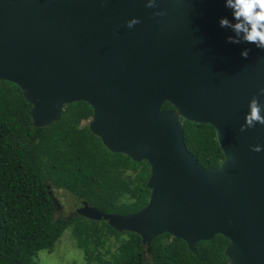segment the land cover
I'll return each instance as SVG.
<instances>
[{"label": "water", "instance_id": "95a60500", "mask_svg": "<svg viewBox=\"0 0 264 264\" xmlns=\"http://www.w3.org/2000/svg\"><path fill=\"white\" fill-rule=\"evenodd\" d=\"M146 2L0 0V80L21 90L34 126L83 101L90 132L110 152L147 161L141 209L106 213L81 201L76 213L138 234L147 249L168 233L195 253L221 234L226 264H264V125L240 130L253 96L264 108V49L226 42L223 0ZM133 17L139 23L126 27ZM181 120L213 127L217 167L187 150Z\"/></svg>", "mask_w": 264, "mask_h": 264}, {"label": "trees", "instance_id": "16d2710c", "mask_svg": "<svg viewBox=\"0 0 264 264\" xmlns=\"http://www.w3.org/2000/svg\"><path fill=\"white\" fill-rule=\"evenodd\" d=\"M31 105L12 82L0 80V264H36L38 251H52L69 229L84 264H226L229 240L215 234L196 244V252L168 233L149 249L131 231L118 232L105 220L78 213L55 216V189L106 213L129 214L148 201L147 161L110 152L88 128L91 107L78 101L64 106L59 120L32 124ZM162 109H171L163 102ZM184 142L206 168L223 158L210 124L181 120ZM52 196V197H51ZM113 247V249H112Z\"/></svg>", "mask_w": 264, "mask_h": 264}, {"label": "clouds", "instance_id": "9594fccd", "mask_svg": "<svg viewBox=\"0 0 264 264\" xmlns=\"http://www.w3.org/2000/svg\"><path fill=\"white\" fill-rule=\"evenodd\" d=\"M223 5L230 10L232 17V21L226 17H220L217 21L218 27L228 29L232 33L225 37L226 42L250 43L257 49H264V0H223ZM145 7H155L154 0H147ZM162 14V11L153 12L155 16ZM137 23L138 19L133 17L125 22V26L131 28ZM248 51V48H243L240 56L246 58ZM259 93L264 94V88H260ZM247 109L244 122L240 126L241 131L256 124L264 125V108L257 103L255 96L248 101ZM251 150L259 152L261 147L254 145Z\"/></svg>", "mask_w": 264, "mask_h": 264}, {"label": "rangeland", "instance_id": "374dc122", "mask_svg": "<svg viewBox=\"0 0 264 264\" xmlns=\"http://www.w3.org/2000/svg\"><path fill=\"white\" fill-rule=\"evenodd\" d=\"M55 203L54 215L70 216L75 212L78 206L71 195L61 189L53 191ZM113 249V247H112ZM36 264H84L85 258L83 252L77 247L74 238L69 229H66L56 242L54 249L38 251L35 257Z\"/></svg>", "mask_w": 264, "mask_h": 264}]
</instances>
